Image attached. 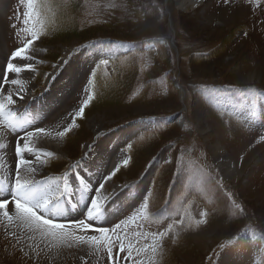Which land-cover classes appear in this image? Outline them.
<instances>
[{
	"label": "rangeland",
	"instance_id": "rangeland-1",
	"mask_svg": "<svg viewBox=\"0 0 264 264\" xmlns=\"http://www.w3.org/2000/svg\"><path fill=\"white\" fill-rule=\"evenodd\" d=\"M2 24V73L11 53L23 47L32 32L39 35L23 54L39 57L33 64L35 86L29 99L13 106L43 97L50 88L47 76L66 54L84 46L98 53L94 68L85 72L74 91H53L60 97L57 104L51 101L55 112H41L44 117L32 122L34 127L57 126L73 110L69 124L74 120L75 126L65 134L61 152L46 156L41 172L22 167L21 175L38 182L49 175L41 184L51 185L64 170V175L77 171L75 161L81 158L83 163L91 154L85 152L87 145L94 149L107 133L136 121L145 120L147 127L123 145L122 162L129 163L122 164L103 189L93 191L96 195V190H103L111 198L119 187L108 215L89 221L85 208L52 217L72 235L66 241L46 237L51 240L48 247L37 242L39 232L29 238L36 243L31 244L24 228L2 217L0 264H44L56 246L65 252L63 264H79L76 259L69 262L70 253L80 255L90 245L74 237L99 236L96 227L112 229L116 224H122L125 247L133 248L128 261L120 259L125 253L114 249L119 264H264V126L252 123L264 117V0H204L188 8L178 0H32L31 7L28 0H10ZM19 61L21 66L32 62ZM89 94L93 100L84 117H76ZM62 97H69L64 105ZM3 120L7 119L0 116V126L11 130ZM92 120L104 129L95 134ZM216 146L221 148L220 158ZM36 149L43 153L42 147ZM145 199L148 208L140 212ZM81 219L93 227L79 228ZM170 224L172 230L155 241V253L145 249L154 243L153 233L165 232ZM108 235L116 240L112 232ZM253 244L261 247L254 256ZM138 248L145 250L137 255ZM83 262L112 264L103 251Z\"/></svg>",
	"mask_w": 264,
	"mask_h": 264
},
{
	"label": "bare ground",
	"instance_id": "bare-ground-1",
	"mask_svg": "<svg viewBox=\"0 0 264 264\" xmlns=\"http://www.w3.org/2000/svg\"><path fill=\"white\" fill-rule=\"evenodd\" d=\"M8 1L10 0H0V65L1 63H4L2 59H4L5 57V54H4L5 36H4V27H3L2 22H3V16L5 14ZM198 1H204V0H178L179 4L185 8H188L189 5H195L196 3H198ZM88 50H89L88 47L84 46L80 52L73 53L69 56L66 54L65 59L60 60V63L58 62L59 64L57 65L55 71L52 74L48 75L46 78L47 85H49L48 87H50L48 92L47 93L45 92L43 94V97H40L39 100L37 99L35 100L36 102L34 101L32 103L35 106L34 109H29L30 111L27 110L30 115H33L39 109H41L39 110V112L46 113L47 111H49L51 112V114L52 112L54 113L55 112L54 110L56 109V107L52 109L50 108L51 107L50 104H52L53 102L57 104L56 102L57 100L58 101L60 100V97H57L56 94L54 95L55 92L53 91L55 90L56 92L63 91L65 87L67 89H65L64 92L67 91L69 94L70 91H72L75 87H77L78 84L82 82L83 80L82 77H84L85 72L86 73L88 72L90 67H92V65L94 64V60H96V57L98 56L97 51L89 50L88 52ZM31 57H33V59L31 60L32 64H36L39 62V57L36 56L35 54ZM19 60H23V59L18 58V60H15V63H17L18 66H21L22 63ZM1 69L2 67H0V73H2ZM33 69L34 71H24L20 73V74H26V76L24 77L17 78L21 81L20 85H17L14 88L13 86L11 87V85H7V88H13L15 91L18 87H22L25 93L24 98L29 99L31 96L32 88L35 86V75L37 73L35 71V68ZM9 75L12 76V74H9ZM63 77L65 78V81H59L58 83H56L57 80H61ZM68 98L66 97L65 99V97L64 98L62 97V101H63L62 105H64L66 101L71 100V97L69 98V100H67ZM18 103L19 102H17L16 104ZM62 105L61 107H58L59 108L58 111L60 110V108L62 109L63 107ZM73 114H74L73 110L71 111V113H66L63 119L61 118L60 121L58 120L57 126L47 127V126L40 125V124H39L40 126L38 125L39 127H43L45 129V132L38 134V136L31 137L29 138V140H30V145L33 149H36L38 146H40L43 149V153L39 155L38 160H34L32 165L24 166L25 169H32L34 167L36 170L41 172L42 169L44 168V165L46 162L45 160L47 159L46 156H48L47 153L54 154V153H57L58 151L61 152L62 147L64 145V139H63L64 137L57 136V132L63 131L64 127H66L70 123V119L74 117ZM43 117H44V114L42 118ZM35 120H39V119H35ZM262 121H263V118L261 117L258 120H255V123L257 126H262ZM3 122L8 125L7 120H3ZM146 127H147V123L145 120L136 121L131 125L123 127L122 130L107 133L102 140H99L97 144L94 145L95 146L94 149L91 147V145L90 146L87 145L85 147V152L89 154L88 152L90 151L91 154L88 155V157H85L86 165L83 169H81L80 175L77 178L91 180L93 184L91 183L90 185L85 187L84 192H83L84 200L80 202L79 209H83V208L85 209L88 206V204H90V200H88L89 197L96 198V195H93V191L96 187H98V185L101 182H104L105 183L104 185H108V183H110L111 179L110 181L109 180L105 181L104 178L111 171H113L115 167L119 164V161L121 160L119 155L123 151V145L126 142H129L131 138L136 136ZM92 128L94 129L95 134L99 133L100 131H102V129H104L101 125H97L95 120H92ZM0 132H3V135L0 136V143H3L6 146L5 149L0 150V173L4 175V180L10 185L14 179L13 175L15 171V152H14L15 136L11 130H6L2 128V126H0ZM215 150H216V156L220 158L222 156L220 146H216ZM96 163L99 164V166L96 165ZM153 163H151L148 166L149 168L146 170V173L143 176L145 179L147 175L150 174V171H151L150 169L152 168ZM93 165L94 167H92ZM229 172H230L229 174L233 175L235 173V170L231 169ZM76 179L74 177H69L67 181L65 182V185H59L61 188H65V186L67 185V190L64 194V197L65 196L68 197L72 195V192L74 190V184H76ZM51 185L55 186L56 184H51ZM38 187L40 189H43L47 186L42 188L40 184H38ZM118 188L115 189V191L117 190V192H115V196L120 194V190ZM104 194H105L104 191L100 190L101 198L98 200V203L102 205V209H105L108 206H112L116 204L117 197L112 198L111 200L110 198H107V200H105L103 199V197H107V196H104ZM90 207H91V204L88 208ZM12 214H13L12 221L14 222L11 225H14L15 222L18 223L19 224V225L17 224L18 227H20L21 229L22 228L25 229V230L22 229L23 231L22 233H24L25 238L27 237L29 239L33 235L34 231L29 230L25 225L22 224V222L16 220L13 211H12ZM2 217H3L2 214H0V219ZM53 217H57V216H53ZM4 218L8 221L6 217ZM37 237H38L37 242L41 241L47 247L48 245L51 244L50 243L51 240L47 239L46 237H42L40 234H38ZM30 240L31 239H29L28 242H30L31 244H34V242ZM26 244L28 245V243ZM256 249H258L256 244L251 245V248H250L251 251L256 250ZM31 250H32L31 247H28V251L30 252ZM91 251H92V246L90 245L88 246L87 249L79 251L80 255L78 254L76 255L75 252H71L68 260L69 262H73V260L76 259V260H79V262L77 263L83 264L84 260H86L87 258L91 256H94L90 254ZM64 253L65 252H62L61 249L58 250L57 246L53 247V250H51L48 253L47 257H44L45 258L44 264H50V262H52L51 264H63V262L66 261L65 260L66 255Z\"/></svg>",
	"mask_w": 264,
	"mask_h": 264
},
{
	"label": "snow or ice",
	"instance_id": "snow-or-ice-1",
	"mask_svg": "<svg viewBox=\"0 0 264 264\" xmlns=\"http://www.w3.org/2000/svg\"><path fill=\"white\" fill-rule=\"evenodd\" d=\"M227 3V0H225ZM28 6H32V0H28ZM39 39V35L36 32H32V38L28 39L24 43L23 47H18L15 51L11 53V59L6 62V67L3 73H0V116H3L7 119L8 125L13 133L16 134L15 137V175L12 183L9 185L5 180H0V214L3 217H6L8 221L13 220V214L9 209V199L11 197V202L15 205L14 216L15 219L22 222L29 230L34 232H39L42 237H50L53 240L66 241L68 237L72 234L71 232H65L64 229L67 227L64 224L54 223L52 220L53 216H63L65 208L62 205V197L64 196L67 185L65 188H61L57 183L55 186L48 185L47 187L40 189L38 187L39 182L35 179H29L21 175V168L24 166H30L33 164L34 160L39 159V153L36 152L30 145L29 138L38 136L40 133H44L45 129L43 127H34L31 120H26L20 117H17L16 114L9 109L11 106L17 103V100L24 99V89L18 87L15 91H12L10 88H4L3 85L17 86L21 84V81L16 78H11L8 74L14 76L19 75L24 71H34L33 64L27 63L23 66H18L15 61L17 58L32 60L31 56H24L23 54L30 48L35 40ZM108 60L104 59L102 63L104 65L108 64ZM91 83V81H89ZM6 93V94H5ZM93 100V96L89 94L87 99L83 100L82 106L75 112L76 117L83 118L85 115V107ZM71 115V114H70ZM75 126V121L68 124L64 127L63 131H58L57 136L64 137L67 132H69ZM33 128V130H29ZM23 133L21 135L20 133ZM3 135V132H0V136ZM264 139V137H261ZM5 145L0 143V150L5 149ZM131 147V145H129ZM51 156L52 153H47ZM31 157V158H29ZM129 160L125 159L123 161L124 165H127ZM78 166V162H77ZM69 168H72V165H69ZM118 167L111 171L104 180H110L113 176L116 175ZM36 169L33 167L32 172L34 173ZM104 188V182L99 184V189ZM6 193V195H5ZM83 199V194L81 195ZM101 198L99 190H96V198H89L91 207L87 209V218L89 221L95 219H100V213L102 205L98 203V200ZM107 200V197H103ZM239 207V206H237ZM148 208V201H145L140 205V212H146ZM39 210L40 214H37ZM45 214H49L46 218ZM201 215L206 216L207 213H201ZM203 221H197L196 223H202ZM176 222L174 221L173 224ZM182 223V221L180 222ZM79 228L87 230L93 227L92 223H86L85 220L81 219L77 222ZM173 224L168 226V229L165 232L153 233L154 243L149 246L145 245V249L150 248V250L155 253L158 245L155 243L158 239L167 235L168 231H171ZM122 230V224H116L112 229L105 227H96L95 231L100 235H92L85 237L84 235L74 237L75 240L79 241L81 244H89L92 246L91 255H99L102 251L107 254V259L112 261V264H119V261L114 255V249L121 253H125L124 256H121L120 259L128 261L132 260V245L129 244L125 247L124 243L121 241L120 232ZM109 232H112L116 235V240L113 241L108 235ZM118 245V247H117ZM145 249H136L137 255ZM83 259V258H82Z\"/></svg>",
	"mask_w": 264,
	"mask_h": 264
}]
</instances>
